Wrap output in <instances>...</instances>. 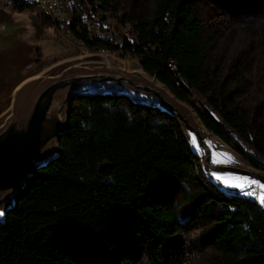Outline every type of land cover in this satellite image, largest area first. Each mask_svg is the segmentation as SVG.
I'll return each instance as SVG.
<instances>
[{
	"label": "trees",
	"instance_id": "trees-1",
	"mask_svg": "<svg viewBox=\"0 0 264 264\" xmlns=\"http://www.w3.org/2000/svg\"><path fill=\"white\" fill-rule=\"evenodd\" d=\"M98 1L129 27H121L123 40H133L124 52L192 106L215 137L229 144L223 132L241 135L262 160L245 159L242 151L238 157L263 169L264 126L252 128L238 91L245 68L235 67L234 80L208 58L194 11L198 0H156L149 17H122L115 0ZM90 23H99V15H90ZM257 35L264 45V22ZM77 39L89 50L102 49L85 34ZM194 101L205 104V114ZM59 148L60 157L30 180L0 218V264H130V224L144 227L153 264H184L174 241L176 215L165 201L192 182L215 231L214 264H264V204L218 190L170 117L124 99L76 98Z\"/></svg>",
	"mask_w": 264,
	"mask_h": 264
},
{
	"label": "water",
	"instance_id": "water-1",
	"mask_svg": "<svg viewBox=\"0 0 264 264\" xmlns=\"http://www.w3.org/2000/svg\"><path fill=\"white\" fill-rule=\"evenodd\" d=\"M14 37L15 32L1 31L0 44ZM4 82L0 74V212L4 213L0 218L15 207L30 180L60 157L59 141L68 131L76 98L124 99L170 117L199 160L203 175L218 190L228 195L264 193L260 187L264 169L243 165L236 154L221 147L222 140L207 130L193 107L141 67L95 53L57 62L8 89ZM236 184L241 187H233Z\"/></svg>",
	"mask_w": 264,
	"mask_h": 264
},
{
	"label": "rangeland",
	"instance_id": "rangeland-1",
	"mask_svg": "<svg viewBox=\"0 0 264 264\" xmlns=\"http://www.w3.org/2000/svg\"><path fill=\"white\" fill-rule=\"evenodd\" d=\"M115 2L121 8L117 14L122 17L125 14L149 17L156 0ZM0 6H5L4 0H0ZM194 11L203 26L202 40L208 46V58L221 64L223 76L236 80L235 67L244 66L245 74L238 82L239 96L247 107L252 128L264 126V45L257 35L258 27L264 22V0H198ZM1 31L15 32L14 38L0 44V74L5 81L3 88L7 89L22 78L35 75L57 62L102 53V49L87 53L84 45L79 49L76 39L63 37L54 26L40 20L34 9L17 13L0 7ZM77 44L82 45L78 39ZM4 46H8V50L3 51ZM114 57L134 68L141 64L138 59ZM194 105L201 114H205V104L199 105L194 101ZM222 135L229 144L222 141L220 146L236 154L243 165L248 166L238 157L239 151L243 152L245 159L250 155L262 160L241 135L235 132H223ZM245 194L260 203V197L264 195L257 190ZM165 204L176 215L174 241L184 253V264H214L218 258L215 231L210 217L202 212L199 185L188 183L171 195ZM130 225L127 230L128 263L153 264L148 256L144 227Z\"/></svg>",
	"mask_w": 264,
	"mask_h": 264
},
{
	"label": "built area",
	"instance_id": "built-area-1",
	"mask_svg": "<svg viewBox=\"0 0 264 264\" xmlns=\"http://www.w3.org/2000/svg\"><path fill=\"white\" fill-rule=\"evenodd\" d=\"M0 7L10 12H18L21 7L34 9L40 20L54 26L63 37L76 39L79 49L83 45L77 44V34H85L102 45V53L133 59L123 50L126 42L133 43L122 38L121 27L128 26L114 20V14L102 8L98 0H5V6ZM90 15H99V23H90ZM87 53L92 51L87 48Z\"/></svg>",
	"mask_w": 264,
	"mask_h": 264
},
{
	"label": "snow or ice",
	"instance_id": "snow-or-ice-1",
	"mask_svg": "<svg viewBox=\"0 0 264 264\" xmlns=\"http://www.w3.org/2000/svg\"><path fill=\"white\" fill-rule=\"evenodd\" d=\"M193 143H195V138H193ZM229 159H231V158L229 157ZM216 178L220 179V177H216ZM251 183L255 184L257 182L256 181H252ZM233 187H241V185L240 184H236V185H233ZM260 187L264 188V185H260ZM260 201H261L262 204H264V195H262L260 197ZM3 214H4L3 212H0V216H2Z\"/></svg>",
	"mask_w": 264,
	"mask_h": 264
}]
</instances>
